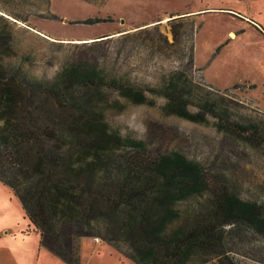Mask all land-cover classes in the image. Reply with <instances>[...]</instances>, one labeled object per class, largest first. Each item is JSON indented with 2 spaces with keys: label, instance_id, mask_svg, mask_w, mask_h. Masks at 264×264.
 I'll list each match as a JSON object with an SVG mask.
<instances>
[{
  "label": "trees",
  "instance_id": "16d2710c",
  "mask_svg": "<svg viewBox=\"0 0 264 264\" xmlns=\"http://www.w3.org/2000/svg\"><path fill=\"white\" fill-rule=\"evenodd\" d=\"M9 19L0 12V52L13 42ZM188 32L192 44L186 53L190 48L193 65L196 28ZM139 46L147 48L143 41L131 48ZM108 73L73 66L55 87L29 81L25 94L10 82H24L26 74L14 64L0 66V182L19 198L31 224L26 233L40 235L41 246L66 264L82 263L81 243L87 237L101 238L136 264H247L245 259L264 264V256L246 254L264 241V185L254 191L225 184L211 189V175L186 154L175 151L155 159L149 143L123 137L112 127L100 103L91 107L90 99H70L72 90L86 89L90 97L89 92L100 95L101 86L111 85L127 99L145 100L135 84L124 89ZM202 83L207 84L204 78L191 86L171 79L152 91L169 99L167 112L186 115L189 106H198L201 115L227 119L221 130L264 147V125L241 123L220 104L215 110L224 102L220 90ZM37 84L42 95L71 105L81 117L45 111L44 102L29 95Z\"/></svg>",
  "mask_w": 264,
  "mask_h": 264
},
{
  "label": "rangeland",
  "instance_id": "374dc122",
  "mask_svg": "<svg viewBox=\"0 0 264 264\" xmlns=\"http://www.w3.org/2000/svg\"><path fill=\"white\" fill-rule=\"evenodd\" d=\"M241 1L245 6L239 5ZM251 1H257L250 8L260 13L258 22L264 25V0H0L1 14L10 16L6 17L11 20L13 38L11 48L0 52V66L14 64L26 74L24 82H10L25 94L29 81L55 87L73 66L104 68L111 78L121 80L124 89L129 88L128 83L135 84L134 90L142 91L145 100L127 99L111 85L101 86L102 101L99 93L91 95L92 89L90 97L84 94L86 89L83 93L72 90L70 99H90L91 107L100 103L112 127L119 128L123 137L149 143L148 151L155 159L175 151L186 154L211 175L209 188L225 184L254 191L264 185V147L239 138L227 128L221 130L219 124L227 119L221 121L220 116L210 113L201 115L204 111L198 106H189L186 115L167 112L169 99L152 91L166 80L185 81L191 86L204 78L207 84H202L220 90L224 102L218 105L227 109L230 117L241 123L264 125V47L256 40L247 43L244 38L234 57L228 40L226 44L220 41L230 30L242 31L245 22L213 10L239 8L247 15ZM205 9L210 10L197 12ZM191 12L196 14L193 18ZM14 17L28 20L20 24ZM165 18L169 20L162 21ZM95 19L99 22L86 23ZM193 26L197 62L190 65L192 40L186 34ZM104 36L108 37L101 38ZM230 38L235 39L232 34ZM104 39L113 40L94 44ZM137 41H143L147 48H131ZM41 91L37 84L29 95L36 103L44 102L45 111L81 117L71 105L60 104ZM117 103L121 108L115 107ZM218 105L215 110H220ZM2 124L0 121V128ZM30 225L19 198L0 182V264H66L41 246L40 235L26 233ZM256 242L257 249L247 256H264V241ZM81 257V264H136L99 237L82 240ZM244 263L258 264L252 259Z\"/></svg>",
  "mask_w": 264,
  "mask_h": 264
},
{
  "label": "crops",
  "instance_id": "0c3cea01",
  "mask_svg": "<svg viewBox=\"0 0 264 264\" xmlns=\"http://www.w3.org/2000/svg\"><path fill=\"white\" fill-rule=\"evenodd\" d=\"M32 1V0H30ZM247 2V1H246ZM244 4L245 6V3L243 1H241L239 3V5ZM249 3V10L246 11L247 12V15H244L245 13H241L240 11H242L241 9L237 8L234 9V10H230V9H213L214 11H218L220 13H223V14H230L232 15L233 17H238V19L241 21V22H245L244 23V26H242V31H239V32H235L233 30H230L228 32H226L227 34V37L224 38L221 42V44H226V39L228 40V44L231 45L232 47V52H233V55L234 57H237V53L238 51H240L239 49V46H240V43L242 40H244V38L246 39L245 42L249 43V41H252V40H256V44L261 46V47H264V25H262L261 23L258 22V17L257 15L260 16V13H256L254 12L252 8H250V6L253 4L255 5L257 3V1H251V2H248ZM237 5V6H239ZM252 9V10H250ZM208 10L210 9H205V10H201V11H197V12H207ZM196 13V12H195ZM190 14H193V12H191ZM196 14H193L191 17L193 18ZM7 16V15H5ZM12 16V15H11ZM7 17H10V16H7ZM13 17V16H12ZM12 19V18H11ZM28 20V19H27ZM168 21L169 18H165L163 19L162 21ZM19 22V21H17ZM20 24H22L21 22H19ZM27 23V22H25ZM123 32H126V31H123ZM122 32V33H123ZM39 35H42L38 32ZM233 35V37H235L234 40H232L230 38V35ZM113 34H111L110 36H112ZM130 35V34H129ZM43 37H45L44 35H42ZM108 36H104V37H101V38H106ZM100 38V39H101ZM240 39V40H239ZM108 40H113V39H104V40H100V41H96L98 43H102V42H105V41H108ZM237 40H239L237 42ZM244 42L243 46L244 47H247L246 43ZM82 45H89V44H82ZM242 46V45H241ZM242 46V47H243ZM242 50V48H241ZM197 62L196 60V53H195V63Z\"/></svg>",
  "mask_w": 264,
  "mask_h": 264
},
{
  "label": "built area",
  "instance_id": "2783aa9c",
  "mask_svg": "<svg viewBox=\"0 0 264 264\" xmlns=\"http://www.w3.org/2000/svg\"><path fill=\"white\" fill-rule=\"evenodd\" d=\"M97 241H99V239H97Z\"/></svg>",
  "mask_w": 264,
  "mask_h": 264
}]
</instances>
